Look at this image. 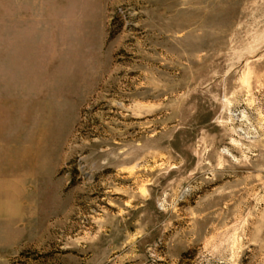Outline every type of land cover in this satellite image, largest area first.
<instances>
[{"label":"rangeland","instance_id":"obj_1","mask_svg":"<svg viewBox=\"0 0 264 264\" xmlns=\"http://www.w3.org/2000/svg\"><path fill=\"white\" fill-rule=\"evenodd\" d=\"M0 264H264V0H0Z\"/></svg>","mask_w":264,"mask_h":264}]
</instances>
